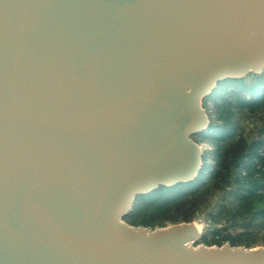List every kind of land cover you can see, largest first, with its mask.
Returning a JSON list of instances; mask_svg holds the SVG:
<instances>
[{"label": "water", "instance_id": "1", "mask_svg": "<svg viewBox=\"0 0 264 264\" xmlns=\"http://www.w3.org/2000/svg\"><path fill=\"white\" fill-rule=\"evenodd\" d=\"M263 69L264 0H0V264H264L124 219L197 178L204 99Z\"/></svg>", "mask_w": 264, "mask_h": 264}, {"label": "trees", "instance_id": "2", "mask_svg": "<svg viewBox=\"0 0 264 264\" xmlns=\"http://www.w3.org/2000/svg\"><path fill=\"white\" fill-rule=\"evenodd\" d=\"M203 106L209 127L192 136L208 146L197 178L139 195L124 219L155 228L203 218L197 243L264 246V69L220 82Z\"/></svg>", "mask_w": 264, "mask_h": 264}, {"label": "built area", "instance_id": "3", "mask_svg": "<svg viewBox=\"0 0 264 264\" xmlns=\"http://www.w3.org/2000/svg\"><path fill=\"white\" fill-rule=\"evenodd\" d=\"M196 222H200V225L202 226V230L204 227L209 226V223L205 221L203 218H200L199 221Z\"/></svg>", "mask_w": 264, "mask_h": 264}, {"label": "bare ground", "instance_id": "4", "mask_svg": "<svg viewBox=\"0 0 264 264\" xmlns=\"http://www.w3.org/2000/svg\"><path fill=\"white\" fill-rule=\"evenodd\" d=\"M193 224H194V226L196 227V229L198 230V232H200V231H201V228H200L199 223L194 222Z\"/></svg>", "mask_w": 264, "mask_h": 264}, {"label": "rangeland", "instance_id": "5", "mask_svg": "<svg viewBox=\"0 0 264 264\" xmlns=\"http://www.w3.org/2000/svg\"><path fill=\"white\" fill-rule=\"evenodd\" d=\"M202 145V147L204 148V147H208V146H205L204 144H201ZM205 149V148H204ZM197 223H199V225H200V222H197ZM200 228H201V230H202V226L200 225ZM259 246H261V245H259Z\"/></svg>", "mask_w": 264, "mask_h": 264}]
</instances>
